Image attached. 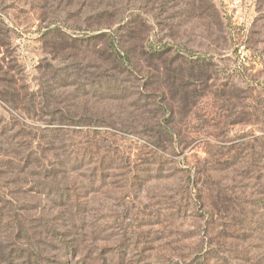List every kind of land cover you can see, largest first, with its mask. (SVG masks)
<instances>
[{
	"label": "rangeland",
	"instance_id": "1",
	"mask_svg": "<svg viewBox=\"0 0 264 264\" xmlns=\"http://www.w3.org/2000/svg\"><path fill=\"white\" fill-rule=\"evenodd\" d=\"M161 1L0 0L7 264H264V0Z\"/></svg>",
	"mask_w": 264,
	"mask_h": 264
},
{
	"label": "trees",
	"instance_id": "2",
	"mask_svg": "<svg viewBox=\"0 0 264 264\" xmlns=\"http://www.w3.org/2000/svg\"><path fill=\"white\" fill-rule=\"evenodd\" d=\"M109 3V6L107 7L108 9H113L115 10L116 8L122 7L124 8L125 12H130L132 13L129 17V19L127 20V23L125 24L124 30L126 31V33L128 34H132L135 30H136V24L134 21V13H133V4H134V0H106ZM169 2V4H171L170 9H166L165 6L166 4ZM182 5V8L180 7V9L178 10V6ZM160 6L162 7V12L163 13H169V11H172V13H175L174 16L178 17L180 15H185L187 18H196L199 20H203L205 19L210 12L214 11V7L211 4L210 0H162L160 2ZM107 14V13H106ZM123 15V14H122ZM215 19L217 20V23L214 24V26L216 25V27L219 25V19L218 16L216 15L215 12ZM106 19L109 20L111 19V15L107 14ZM164 19H169V18H164ZM169 26V25H168ZM170 27H172V25H170ZM170 39V38H169ZM167 41V38H166ZM117 44H119L120 46H122V42L118 41ZM31 104V103H30ZM55 161H47L43 159V162L40 163L38 162V160L36 159H32L30 156H28V158L26 159V163H25V169L28 172L29 177H36L39 180H44L46 181L45 184H43V182H40L37 180L35 187L38 189V191L40 193H43V191H48L46 188L50 183H47V181H49L50 177H54V174L57 171V166H56ZM33 171H37V175H33L35 172ZM39 182V183H38ZM38 183V184H37ZM63 190V189H62ZM64 198L61 196H56L54 199V202L57 203V201H59V203H63ZM62 208H64L66 205L61 204ZM67 208V207H66ZM65 212H67L65 210ZM6 218L4 219V217L0 214V225H2L3 223H5ZM28 226H30V230H26L23 231V233L21 231L18 230L17 235L14 236V241L16 240V238H21L22 240L28 241L30 238H40V234L37 232L38 228H41L43 225L40 221H35L33 226H31L30 224H27ZM39 226V227H38ZM10 229H12V227H10ZM56 233L55 235H59V238H66L65 234H58V232H53V234ZM53 236V235H52ZM0 246H2V243L0 242ZM4 246H10V244H5ZM1 249L3 250V247H1ZM30 254V253H29ZM6 253H3L2 255H0V264H7L8 260H10L9 256Z\"/></svg>",
	"mask_w": 264,
	"mask_h": 264
}]
</instances>
